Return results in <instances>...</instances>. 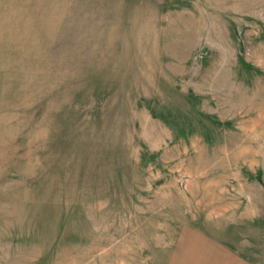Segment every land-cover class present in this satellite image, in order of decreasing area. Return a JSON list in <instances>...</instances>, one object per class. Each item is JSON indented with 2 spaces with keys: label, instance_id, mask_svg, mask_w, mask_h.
<instances>
[{
  "label": "rangeland",
  "instance_id": "1",
  "mask_svg": "<svg viewBox=\"0 0 264 264\" xmlns=\"http://www.w3.org/2000/svg\"><path fill=\"white\" fill-rule=\"evenodd\" d=\"M264 264V0H0V264Z\"/></svg>",
  "mask_w": 264,
  "mask_h": 264
},
{
  "label": "crops",
  "instance_id": "2",
  "mask_svg": "<svg viewBox=\"0 0 264 264\" xmlns=\"http://www.w3.org/2000/svg\"><path fill=\"white\" fill-rule=\"evenodd\" d=\"M233 264H235V262H233Z\"/></svg>",
  "mask_w": 264,
  "mask_h": 264
}]
</instances>
